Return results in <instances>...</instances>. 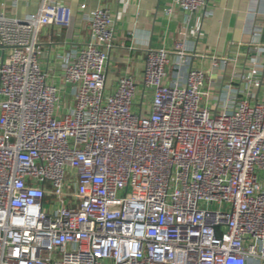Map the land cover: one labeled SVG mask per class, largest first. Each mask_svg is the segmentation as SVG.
I'll list each match as a JSON object with an SVG mask.
<instances>
[{"label": "built area", "instance_id": "built-area-1", "mask_svg": "<svg viewBox=\"0 0 264 264\" xmlns=\"http://www.w3.org/2000/svg\"><path fill=\"white\" fill-rule=\"evenodd\" d=\"M70 16L0 0V264H264V43L230 56L180 40L110 76L100 3L58 85L38 36Z\"/></svg>", "mask_w": 264, "mask_h": 264}, {"label": "crops", "instance_id": "crops-1", "mask_svg": "<svg viewBox=\"0 0 264 264\" xmlns=\"http://www.w3.org/2000/svg\"><path fill=\"white\" fill-rule=\"evenodd\" d=\"M15 1V5H12ZM43 0H5L16 17L35 13ZM71 9L69 23L47 26L38 36L40 65L61 85L62 65L88 40L87 13L100 3L112 13L114 38L106 72L110 76L139 73L149 48L184 40L189 48L232 55L238 41L264 43V0H209L202 11L187 14L172 0H58ZM184 31V35L180 31ZM240 51L246 53V46ZM230 68V63L227 65Z\"/></svg>", "mask_w": 264, "mask_h": 264}, {"label": "water", "instance_id": "water-1", "mask_svg": "<svg viewBox=\"0 0 264 264\" xmlns=\"http://www.w3.org/2000/svg\"><path fill=\"white\" fill-rule=\"evenodd\" d=\"M0 47H1V45H0Z\"/></svg>", "mask_w": 264, "mask_h": 264}]
</instances>
